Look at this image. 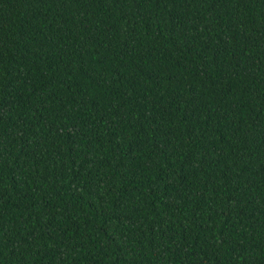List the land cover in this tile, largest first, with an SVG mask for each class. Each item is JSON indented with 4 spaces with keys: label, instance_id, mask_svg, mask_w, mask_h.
<instances>
[{
    "label": "trees",
    "instance_id": "16d2710c",
    "mask_svg": "<svg viewBox=\"0 0 264 264\" xmlns=\"http://www.w3.org/2000/svg\"><path fill=\"white\" fill-rule=\"evenodd\" d=\"M0 264H264V0H0Z\"/></svg>",
    "mask_w": 264,
    "mask_h": 264
}]
</instances>
